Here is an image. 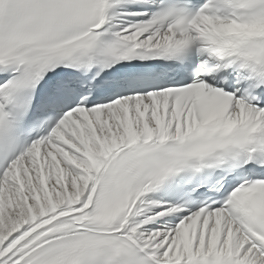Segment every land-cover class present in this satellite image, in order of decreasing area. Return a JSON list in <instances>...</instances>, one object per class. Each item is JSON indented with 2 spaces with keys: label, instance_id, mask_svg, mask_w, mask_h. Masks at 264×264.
Returning <instances> with one entry per match:
<instances>
[{
  "label": "snow or ice",
  "instance_id": "obj_1",
  "mask_svg": "<svg viewBox=\"0 0 264 264\" xmlns=\"http://www.w3.org/2000/svg\"><path fill=\"white\" fill-rule=\"evenodd\" d=\"M0 264H264V0H0Z\"/></svg>",
  "mask_w": 264,
  "mask_h": 264
}]
</instances>
